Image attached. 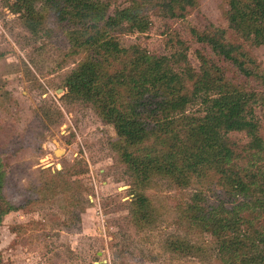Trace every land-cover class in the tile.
Segmentation results:
<instances>
[{
	"label": "trees",
	"instance_id": "trees-1",
	"mask_svg": "<svg viewBox=\"0 0 264 264\" xmlns=\"http://www.w3.org/2000/svg\"><path fill=\"white\" fill-rule=\"evenodd\" d=\"M37 1L14 0L11 5L32 32L44 21ZM43 1L59 22L71 25L73 47L87 52L66 78L67 95L90 102L114 127L119 139L113 147L133 184L145 189L158 177L184 188L213 179L221 192L218 200L196 192L183 210L185 221L212 236L210 248L220 264H264V137L256 113L257 105L264 107V72L256 59L230 41L226 29L211 23L189 28L199 45L198 67L180 33L179 49L169 55L121 44V34L150 29L152 7L163 18L182 19L198 0H131L113 12L110 0ZM227 17L244 41L264 43V0H228ZM230 71L240 82L230 78ZM193 104L199 107L189 113ZM234 131L250 137L242 149L229 136ZM5 166L0 152V225L21 207L5 196ZM141 189L130 213L136 226L146 227L154 221V210ZM166 247L176 256L207 250L182 237L169 239Z\"/></svg>",
	"mask_w": 264,
	"mask_h": 264
},
{
	"label": "rangeland",
	"instance_id": "rangeland-1",
	"mask_svg": "<svg viewBox=\"0 0 264 264\" xmlns=\"http://www.w3.org/2000/svg\"><path fill=\"white\" fill-rule=\"evenodd\" d=\"M14 0H0V152L6 160L5 196L17 210L0 225L1 264H220L212 236L191 228L184 208L194 194L204 193L211 202L221 193L213 179L178 187L156 177L138 188L113 147L119 139L114 127L102 120L87 101L67 95L66 78L86 59L69 39L71 25L61 23L44 1H37L43 25L32 32ZM131 0H110L114 8ZM228 0H198L186 18H163L149 9L151 27L119 36L123 46L141 45L152 54H172L179 49L177 33L190 46L193 66L199 47L190 26L209 23L224 28L228 39L259 63L264 72V43L244 41L230 27ZM230 78L240 82L233 71ZM198 105L189 106L188 112ZM264 137V107L256 106ZM242 149L250 137L229 134ZM63 186V187H62ZM141 189L150 197L154 221L136 226L132 199ZM173 237L203 244L199 255L176 256L166 243Z\"/></svg>",
	"mask_w": 264,
	"mask_h": 264
}]
</instances>
